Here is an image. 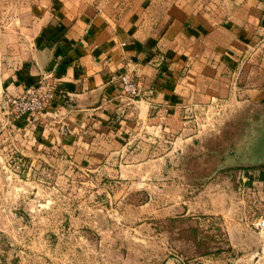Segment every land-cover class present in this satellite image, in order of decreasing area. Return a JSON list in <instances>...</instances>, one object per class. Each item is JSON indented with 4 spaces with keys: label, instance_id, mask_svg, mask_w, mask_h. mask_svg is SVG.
<instances>
[{
    "label": "crops",
    "instance_id": "1",
    "mask_svg": "<svg viewBox=\"0 0 264 264\" xmlns=\"http://www.w3.org/2000/svg\"><path fill=\"white\" fill-rule=\"evenodd\" d=\"M8 2L10 8L17 4ZM22 5L10 15L0 11V139L5 97L43 76L54 85V97L48 112L23 130L38 146L57 152L116 144L156 152L166 142L177 149L178 139L185 145L196 141L184 128L198 112L193 109L216 105L217 131L221 120L240 119L230 146L234 159L219 165L230 167L264 131V0H38ZM52 59L53 67L45 72ZM126 68L141 89L138 99L123 96L112 78ZM256 168L241 170L239 193L251 190L249 183L244 186L249 178L264 184V167ZM211 185L200 210L225 218L231 209L219 202L220 184ZM232 230L235 236L241 228L233 222L228 230L234 246Z\"/></svg>",
    "mask_w": 264,
    "mask_h": 264
},
{
    "label": "rangeland",
    "instance_id": "2",
    "mask_svg": "<svg viewBox=\"0 0 264 264\" xmlns=\"http://www.w3.org/2000/svg\"><path fill=\"white\" fill-rule=\"evenodd\" d=\"M2 1L6 16L38 0H14V8ZM50 102L22 121L5 99L1 105L0 264H264V230L255 227L264 184L249 178L241 184L251 190L241 194L249 168L219 167L233 155L239 117L221 120L217 131L216 105L193 109L184 128L196 141L178 139L177 149L166 142L156 152L120 144L57 152L23 130ZM209 183L220 184L219 202L231 209L225 218L200 210ZM233 222L241 230H232L231 246Z\"/></svg>",
    "mask_w": 264,
    "mask_h": 264
},
{
    "label": "built area",
    "instance_id": "3",
    "mask_svg": "<svg viewBox=\"0 0 264 264\" xmlns=\"http://www.w3.org/2000/svg\"><path fill=\"white\" fill-rule=\"evenodd\" d=\"M118 84L122 95L130 99L141 97V89L132 70L126 68L112 77ZM54 85L46 76L30 84L18 94L7 95L5 101L16 120H23L39 112L54 97ZM255 227L264 230V218L256 221Z\"/></svg>",
    "mask_w": 264,
    "mask_h": 264
},
{
    "label": "water",
    "instance_id": "4",
    "mask_svg": "<svg viewBox=\"0 0 264 264\" xmlns=\"http://www.w3.org/2000/svg\"><path fill=\"white\" fill-rule=\"evenodd\" d=\"M54 64L52 59L49 63L45 72L49 71ZM253 141L246 145L244 151L241 152L238 157V163L231 165L230 167L236 168H256L264 167V131L258 132Z\"/></svg>",
    "mask_w": 264,
    "mask_h": 264
}]
</instances>
